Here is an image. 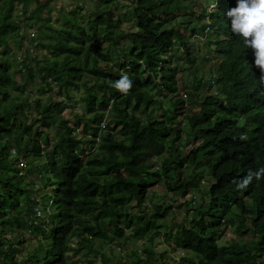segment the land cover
<instances>
[{
    "label": "trees",
    "instance_id": "1",
    "mask_svg": "<svg viewBox=\"0 0 264 264\" xmlns=\"http://www.w3.org/2000/svg\"><path fill=\"white\" fill-rule=\"evenodd\" d=\"M52 1L0 0V264H111L107 248L161 235L187 253L176 264H264V73L230 31L236 0H75L56 19ZM26 29L39 53L19 59ZM125 74L126 93L112 86ZM71 105L86 109L74 124ZM188 192L193 214L169 226V194Z\"/></svg>",
    "mask_w": 264,
    "mask_h": 264
},
{
    "label": "rangeland",
    "instance_id": "2",
    "mask_svg": "<svg viewBox=\"0 0 264 264\" xmlns=\"http://www.w3.org/2000/svg\"><path fill=\"white\" fill-rule=\"evenodd\" d=\"M88 1V0H85ZM212 0H204V5L208 6L209 10H212L215 7V4L212 2L210 3ZM52 5H53V18L56 19L58 14L61 11L65 10H71V9H76V3L75 0H53L52 1ZM64 8V9H63ZM194 11V16L195 18L198 17L199 13H198V9L196 7L192 8L189 10L188 13L193 12ZM123 18L129 19L131 20V16L129 15H124ZM117 33L121 34V31L119 30ZM186 34H190L189 31H185ZM26 34V42H25V48L22 49H18V47L14 46L13 49L16 51V54L19 56V59H23L26 56V51L28 50V48H33L34 52L33 55H37L39 53L38 49L36 50V44L33 45L32 44V39L30 38L31 34H32V30L31 29H26L25 31ZM205 44L203 43V41H201L200 46L203 49V54H198L195 53L194 55H196L198 57V64L201 63V61L205 58V56H207L205 53ZM35 47V48H34ZM205 55V56H204ZM211 60L213 61V57H211ZM172 66H176V61H172L170 63ZM214 68V70H213ZM215 70H216V63L214 62H210L209 65L204 69L203 74L205 73L206 77L205 79H209L210 77L213 78V76H215ZM214 71V72H212ZM179 80H180V85L183 88V86H185L186 84L191 85V82L193 78H189L188 73H183V71H180L179 73ZM182 88H180V92H186L184 91ZM41 89V85H33V86H29L28 88V93H35L37 94ZM55 91L53 92V96H55V99H57L58 97H60V95H58V90L54 89ZM182 92V93H183ZM75 93V94H74ZM82 92H73V95L75 98H79ZM185 94V93H183ZM14 95H16V93H14ZM50 95V94H49ZM24 99L23 95L22 96H17V99L19 100ZM169 96H165L164 100L168 101ZM75 103V101L72 102V104ZM196 104V103H195ZM193 104L191 105L189 103V105H186L185 110L183 112H187L189 113L190 111L193 110L194 107H196V105ZM167 107V105H166ZM76 108V109H75ZM166 111V108H165ZM74 112V113H73ZM79 112L80 114L86 113V109L85 107L82 105L81 107H77L76 105H71V109L69 111L64 112L61 115V119L62 120H70V122L72 124L75 123V115L76 113ZM180 113L182 114V112L180 111ZM180 117V116H179ZM59 121V120H58ZM58 133L56 128H53L52 134L53 136H55ZM84 131L83 130H79V134L83 135ZM191 143L186 145V150H189ZM153 163L156 162V159L152 160ZM156 165V163H155ZM202 185L204 186V190L207 189L209 186L206 183V181L202 182ZM160 187V186H159ZM158 187V189H159ZM161 189L164 190V187L161 185ZM45 199H44V209L48 210L49 207V203H50V193L51 191L49 190V187L46 186L45 190ZM165 191V190H164ZM152 194V193H151ZM170 199L169 202L172 204L173 207V211L169 214L167 222L169 226H173L174 224L178 223H182L185 222L187 220V216H191L193 214L192 208H194V201L195 197L194 194L192 192H188L186 197H173L172 194H169ZM200 197L199 199H197V202H200ZM39 198V197H38ZM203 198V197H202ZM157 201V200H156ZM187 201H192L193 203L189 204L188 206H185L184 203ZM42 202V200H40V203ZM196 202V203H197ZM41 208L43 206H40ZM43 209V208H42ZM50 210H48V212H46V215L43 219V221H46L47 219V215H49ZM54 213H55V208H53ZM189 210V212L187 213L186 211ZM227 222H229V219L226 218ZM110 231L114 232L113 229H110ZM130 231H127V234ZM225 237L222 239L221 244L222 245H227L228 242L227 240H231V239H237L236 235H235V229L233 227H230L229 225H227V227H225ZM27 242L29 243L27 245L28 251H33L38 247V242L36 240V238L33 240L31 238V236H27ZM163 238L165 239L164 236H159V237H155L153 240H149V241H141L138 240L136 238H129L126 239V243L122 246V248L118 247V246H112L110 248H107L106 250H104V257L108 258L109 263L112 261L111 264H132V262H136V260L139 258V256L137 255V253L139 255H142L143 257H145L147 255L146 252H150L153 253V255L155 257H157L156 261L153 262H149L148 264H163V262H172V264H176L183 256L187 255V253L185 252H180V250L176 249L173 250V248L171 246H169L168 241L163 242ZM245 238L247 240H250L252 238L251 233H247ZM125 242V241H122ZM44 247V246H43ZM146 251V252H145ZM164 255L165 256V260L161 259L159 260L160 256ZM77 259H80L82 261L86 260V255L85 252L77 254ZM122 258V259H121ZM90 264H100V262L96 259V258H89ZM102 263V262H101Z\"/></svg>",
    "mask_w": 264,
    "mask_h": 264
},
{
    "label": "clouds",
    "instance_id": "3",
    "mask_svg": "<svg viewBox=\"0 0 264 264\" xmlns=\"http://www.w3.org/2000/svg\"><path fill=\"white\" fill-rule=\"evenodd\" d=\"M226 15L229 18L230 31L243 38L244 45L254 50V65L264 73V0H236L235 6L229 8ZM260 79L264 81V74ZM112 86L126 93L132 82L125 74ZM260 171L264 172V169ZM249 179L251 174L244 183L246 184Z\"/></svg>",
    "mask_w": 264,
    "mask_h": 264
},
{
    "label": "built area",
    "instance_id": "4",
    "mask_svg": "<svg viewBox=\"0 0 264 264\" xmlns=\"http://www.w3.org/2000/svg\"><path fill=\"white\" fill-rule=\"evenodd\" d=\"M37 211V210H36ZM38 212V215L40 216V211H37Z\"/></svg>",
    "mask_w": 264,
    "mask_h": 264
}]
</instances>
